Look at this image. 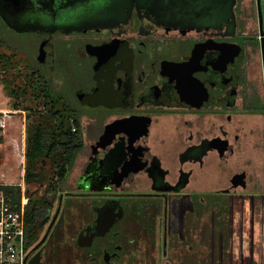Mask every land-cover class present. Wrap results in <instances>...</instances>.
<instances>
[{
    "label": "flooded vegetation",
    "instance_id": "af4514ba",
    "mask_svg": "<svg viewBox=\"0 0 264 264\" xmlns=\"http://www.w3.org/2000/svg\"><path fill=\"white\" fill-rule=\"evenodd\" d=\"M100 1L28 32L50 70L57 57L91 64L81 88L62 76L58 90L102 125L90 154L66 165L32 257L193 264L214 241L264 244V0L262 26L257 0ZM56 36L85 41L62 50Z\"/></svg>",
    "mask_w": 264,
    "mask_h": 264
},
{
    "label": "trees",
    "instance_id": "16d2710c",
    "mask_svg": "<svg viewBox=\"0 0 264 264\" xmlns=\"http://www.w3.org/2000/svg\"><path fill=\"white\" fill-rule=\"evenodd\" d=\"M0 83L12 98L32 107L28 109L32 123L27 129L25 181L29 204L25 216L28 245L35 247L69 174L66 165H72L85 147L79 109L41 70L23 65L15 55L2 51L1 40ZM48 180L51 182L41 192Z\"/></svg>",
    "mask_w": 264,
    "mask_h": 264
},
{
    "label": "rangeland",
    "instance_id": "374dc122",
    "mask_svg": "<svg viewBox=\"0 0 264 264\" xmlns=\"http://www.w3.org/2000/svg\"><path fill=\"white\" fill-rule=\"evenodd\" d=\"M242 2L247 4L246 0H242ZM243 26H249V30L251 31V20L242 19ZM0 40L2 43V51H4L7 55H15L17 60L20 61L23 65L26 66H34L43 72V74L47 75L49 79L53 80L55 83V87L61 89V78L64 76L68 81V86L71 89H78L84 85V77L89 80L91 78V69L89 64L82 65L80 62L79 65L76 63H67L63 60H60L57 57L56 64L54 70H50L51 64L48 67H45L44 63H40L39 61V49L41 44V39L38 38L37 35L33 33L26 34H15L14 32L8 30L7 26L3 22L0 17ZM85 40L81 38H65L61 36H56L54 38V44L60 45V49L68 50L75 49L80 46L81 43H84ZM57 48V46H56ZM251 52V51H250ZM67 54H70L67 52ZM56 69V70H55ZM251 73V69H250ZM260 74V73H259ZM251 75V74H250ZM0 100L2 107L5 109H14V110H26L27 124L28 126L32 123V115L28 113V109L30 110L31 104L28 102L20 100H16L12 98L4 89L0 83ZM78 102V101H76ZM80 112L82 114L81 127L83 131V139H84V150L78 155L77 158H86L88 154H90V145L93 144L94 139L100 133L102 129V125L99 123H90L89 118L92 117L89 115L88 108H84L80 106ZM96 113V112H95ZM19 116H16L18 119ZM102 123V120L100 121ZM246 122L251 123V119L246 120ZM104 123V122H103ZM27 126V129H28ZM10 137H16L15 134L10 135ZM11 142L10 138L5 141L0 147V173H5L8 178L16 179V181H21L17 166V159L13 156L11 152ZM228 176L225 174L223 179V186H227ZM66 180V179H65ZM75 181V174L70 175L67 178L64 187H70ZM51 180H48L45 185L41 188V192H44ZM251 186V182H250ZM223 240L222 243L217 244L215 241L209 244V251L207 255H204L202 259H198L193 264H264L262 262L263 258L258 257L259 253L264 252V244L261 243H242V242H234ZM245 244V245H244ZM191 260V259H190ZM194 260H192L193 262Z\"/></svg>",
    "mask_w": 264,
    "mask_h": 264
},
{
    "label": "built area",
    "instance_id": "2783aa9c",
    "mask_svg": "<svg viewBox=\"0 0 264 264\" xmlns=\"http://www.w3.org/2000/svg\"><path fill=\"white\" fill-rule=\"evenodd\" d=\"M2 104L0 100V147L10 138L21 181L0 173V264H29L34 246L28 245L25 216L29 204L25 181L27 117L25 110H8ZM12 134L16 137H10Z\"/></svg>",
    "mask_w": 264,
    "mask_h": 264
},
{
    "label": "water",
    "instance_id": "95a60500",
    "mask_svg": "<svg viewBox=\"0 0 264 264\" xmlns=\"http://www.w3.org/2000/svg\"><path fill=\"white\" fill-rule=\"evenodd\" d=\"M259 16L261 26L263 24L260 0ZM108 3L100 0H0V17L5 25L14 30L17 34H26L35 25L42 22L52 23L62 19L79 18L96 14L108 7ZM87 17V16H86ZM262 63L264 69V33L261 31ZM45 46V44H43ZM45 53H41L39 60L45 58ZM98 143L104 149V144ZM96 146V147H97ZM29 264H45L38 255H35Z\"/></svg>",
    "mask_w": 264,
    "mask_h": 264
}]
</instances>
